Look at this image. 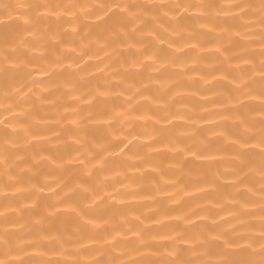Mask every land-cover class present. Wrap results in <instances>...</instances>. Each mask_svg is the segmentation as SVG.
<instances>
[{
	"label": "clouds",
	"instance_id": "9594fccd",
	"mask_svg": "<svg viewBox=\"0 0 264 264\" xmlns=\"http://www.w3.org/2000/svg\"><path fill=\"white\" fill-rule=\"evenodd\" d=\"M0 264H264V0H0Z\"/></svg>",
	"mask_w": 264,
	"mask_h": 264
}]
</instances>
